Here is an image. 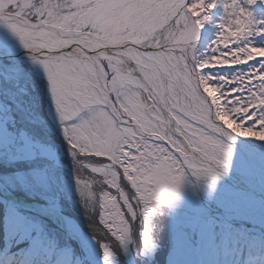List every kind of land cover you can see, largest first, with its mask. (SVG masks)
I'll return each mask as SVG.
<instances>
[{
	"label": "rangeland",
	"instance_id": "1",
	"mask_svg": "<svg viewBox=\"0 0 264 264\" xmlns=\"http://www.w3.org/2000/svg\"><path fill=\"white\" fill-rule=\"evenodd\" d=\"M76 2L77 0H37L36 2L34 0H29L28 3H20V0H0V11L6 10L8 6H14V10L23 9L25 12L24 15L29 16L33 14L37 16L38 21L41 19H48L49 13H51V17L54 20H59L61 23H63L65 17H69V21L64 24L62 28L73 29L75 32L90 31L102 37L104 33L103 30L97 29L95 25L83 22L81 18L77 17L78 9L75 7ZM201 17L205 26L211 25L207 24L208 15L203 14ZM171 26L176 27L174 23ZM101 37L97 39L88 37L84 38V40H88L90 43H96V41L101 40ZM200 37L201 35L199 38ZM199 38L192 36L188 40L174 43L177 55L186 58V65L190 68L191 73H195L203 62L202 57L195 60L191 46L194 42H199L201 39ZM217 40L218 39H216L214 44H217ZM168 41L172 43L171 39ZM222 48L223 47L220 48L218 46L217 49L211 48L208 63L211 62L215 65L225 58L223 57ZM2 62L3 61L0 60V106H3V108L7 110H4L6 117H0V177L4 184L16 192L32 196V198H37L43 203L56 206L64 213L67 212L74 216H79L85 223L86 221L79 214L80 210L92 214L94 210L103 211L102 205L106 203L105 207L111 211L114 202L109 198H107V201L104 199L102 200L103 202L100 201V206L94 209L97 206L95 199L98 191L96 189L106 180L102 177L115 178L114 171L115 173H121L122 169L130 168L131 171L134 172L136 167L147 166L155 161L153 157L146 156L139 157L135 161V159L140 154H144L145 151H143L141 147L135 148L137 145H134L129 140L131 137H139L142 134L130 131L126 132L123 125L112 115L105 102H89L85 106L76 103L74 100H58L57 94L53 91L52 82L49 79L48 73L45 71L43 61H39V59L27 60V64L33 69L36 75L46 79L45 93L47 95V100L44 105V110L47 120H44L39 114L33 113L22 104L17 106L12 103L11 106H5V104L14 97L12 88H17V86H19V88L24 89L29 78L23 75L18 67V63L5 66L1 64ZM101 62L104 69H106V72L103 71L105 79L110 84L112 77L115 75L113 72V68L115 67L110 68L106 60ZM177 64L180 68H183L180 61H178ZM74 66L79 68L75 63ZM121 74L129 75L127 73ZM131 78L132 82L121 85L116 90H109L111 100L115 103L119 111H121L125 121L132 124V126L139 125L145 134L151 138L158 139L160 136L169 142L168 138L171 134H169L168 130H161L160 127L156 125H152L151 128L147 127L146 121L155 120V116L158 115V110L154 108L153 105H151L152 110H150L148 105L142 104L145 100L148 102L150 97L141 90L138 91L140 95H138V93L135 94L133 85H135L137 81H134L136 78H133V75H131ZM200 83L207 91L209 98H212L213 101L217 103L218 100L217 98L215 99L214 94L215 89L209 84V79L203 76L200 78ZM120 98L124 100L123 103H120ZM132 111L137 112L134 113ZM100 113L104 115L101 116ZM174 115L179 127L185 132L188 139L193 142H199L202 145L203 151L208 156L212 157L211 155L216 152V154L222 155L219 157L225 162L226 152L230 150L231 156L229 158L231 160H234V158L237 159V156L232 153V151H235L234 147L232 148V146L229 147L226 145V148L220 147L223 149H218L219 146H217L218 142L216 140H219V138L214 134L213 135L217 138L216 140H212L210 138L212 133L208 132L209 135L202 127L196 126V124L186 120L181 115ZM8 118L10 121L7 123ZM224 122L230 133L237 134L243 139V142H250L249 149H260L264 152V138L255 134L249 135L250 132H258L249 130L251 128L250 126L241 128L240 124L242 122H236L238 124L237 126H235L233 123L234 121L232 122L231 120ZM17 127L20 131L19 134L15 132ZM13 129L14 131H12ZM60 135L69 139V146L66 150L61 148L59 144L53 146L50 140H48L49 137L50 139H55ZM18 136L20 138H18ZM122 138H124V141H122ZM70 147L71 149L75 147L77 150L79 149L81 152L89 154L83 158H77L76 155L75 160L79 162L76 165V170L69 169L64 165V162L61 161L59 151L63 150L67 152L65 155L68 156V160L72 161L74 159V153ZM159 152L160 154H157L156 151L153 152V154H157L156 157H160L163 155V152ZM99 159L105 160V164L103 162L99 163ZM161 159L163 163L160 166L145 169L147 175L141 177L136 173L132 174L134 178H136V174L141 182L138 183V186H140L139 192L143 194L144 191L145 196L155 202L160 208L161 206L154 201L156 196L161 195L169 202L175 198L182 200L183 195L187 196L184 182L181 181L180 177L183 176V174L178 164L172 162V168L177 171L179 175L172 172L166 158ZM133 163L135 168H132ZM231 163L235 164L234 162ZM158 164L159 162H155V165ZM235 166L239 167V165ZM30 169H32V171H30ZM139 170L141 172L143 169L140 167ZM168 172L172 177L177 178L176 183L178 184V189L175 186L166 185L164 180L160 181L162 176L167 177L169 175ZM262 172L261 170L259 171L260 174L258 178L259 181L264 184ZM132 177H127L128 182H134ZM199 191L205 200H203V202L198 201V203L189 198L183 200L184 203L187 202L186 206L191 209V211H181V218H177L178 215L174 210L176 204H169L173 216L172 221L175 224L186 221L188 226L193 229L202 217L213 216L214 212V216L224 218L225 220L233 219L247 221L251 224L247 229H251L254 232H258V228L264 229V215H258L256 213L250 215L249 213L257 206V203L253 202L252 204H248V201L246 202L243 195L233 190L230 184L221 183L219 181L218 183L209 184V190L199 188ZM177 195L179 196L176 197ZM221 196L225 198L222 199V203L217 200L220 199ZM255 198L256 196L251 195L249 201ZM86 200H88V204ZM229 200H231V202ZM210 203H214L222 210V213L212 211ZM223 203H227L229 206H234L235 208L231 209ZM241 203L242 208H237L235 206V204L241 205ZM256 210L259 211L260 209L257 208ZM111 214L112 216H116L118 220L117 214L114 212H111ZM24 215L23 217H14L16 221L14 224H18V228L21 230V236H29V239L32 240L39 239L44 245L54 244L55 249H53V252L57 260L61 258L62 264H82L78 250L70 242L65 241L64 237L52 224H49L47 220L40 218L36 214L31 213ZM202 225L203 232L200 233V239L205 242H211L213 240L218 241L220 235H218V238L215 237L212 227L209 228L206 221H204ZM181 229V227L173 225L171 230H169L171 235L178 234L177 232H172L174 230H180L181 232L179 236L180 240L177 239V241H173V243L175 245H177V242L180 244L184 239V241L187 242V248L183 252L181 264H194L189 255V253L192 252V246L190 247L188 236L181 231ZM124 232L125 234L123 235L124 238H126L128 235V228H124ZM140 238L145 247L142 258L145 264H151L152 258L160 251L154 242L153 238H155V236L152 235V228L148 219L141 220ZM172 238L175 237L172 236ZM123 241L126 242V244L130 243L128 239H123ZM181 246L184 245L181 244ZM177 247L179 246L177 245ZM177 247H175V250ZM124 249H126L125 246ZM246 251V245H243V253H246ZM236 253L237 252L230 256L232 264H235ZM171 257H173L172 252L166 255V264H171ZM216 259L217 258L214 257L213 264ZM222 263L225 264V262Z\"/></svg>",
	"mask_w": 264,
	"mask_h": 264
},
{
	"label": "bare ground",
	"instance_id": "2",
	"mask_svg": "<svg viewBox=\"0 0 264 264\" xmlns=\"http://www.w3.org/2000/svg\"><path fill=\"white\" fill-rule=\"evenodd\" d=\"M20 21L21 20L16 16H13L11 21L7 22L3 20V16L0 17V47L8 54L20 55L22 57L27 55L42 57L41 55H44L43 53L37 54L35 51L26 48L21 42L20 37L7 26L8 24H16L17 27H21L22 25ZM173 23L176 27L171 26ZM174 28H176V32L173 31ZM57 33L61 39L69 41L71 47L66 48L68 58L77 64L78 67H81V65H87L92 69L93 73L97 70L103 72L101 62L98 59L104 58L110 68H119L121 73L133 75V78H136L134 81H137L136 84L133 85L135 94L138 93V95H140L138 91L141 90L143 93L145 92L149 95V101L146 102L145 100L146 103L142 102V104L148 105L150 110H152L151 105H153L154 108L158 110V115L155 116V119L159 120L165 129H170L174 132L176 141L180 144L184 153L187 154L185 160L190 165L189 170L191 173H197L200 176H207L210 178L206 174V170L212 169L213 171L219 172L222 179L229 180L227 182L232 186L233 190H236L239 193H244L243 198H245L246 202L248 201V204H252L253 202L257 203V206L252 209L254 213L264 215V186L247 181L251 179L243 174L224 170L220 164L206 157V154L198 144L190 142L182 131L177 130L174 122L173 124L175 126L171 124L174 115L170 113V111H177L189 119L202 124L208 129L216 130L220 135H223L225 139L241 145V142L237 141L233 134L224 131L221 128V124L215 118L208 117L210 109L204 101V98V100L198 99L199 104L193 102V98L198 97V93L195 87L191 86V83H194L192 73L188 65H186V58L177 55L173 43V41H185L194 36L191 23L189 24L186 19L177 22L175 18H170L165 22L163 27L158 28L151 37L147 40H143L139 45H133L131 41L127 40L117 41L113 39L112 41H109L105 33H103L101 37V40L105 41L103 44H96L93 42H91L93 43L91 44L90 41L84 43V39L78 40V37L72 33ZM169 39H171L172 43L168 41ZM126 48H132L145 55L153 54L160 56L155 69H150V71H155L154 82H150L145 78V74L141 70L140 65H138L134 59L124 55ZM178 61L181 62L183 68L178 66ZM102 83H104V80H102ZM105 94L108 96V92ZM119 101L120 103H123L124 100L120 98ZM106 104L112 115L121 122L126 131L143 132V129L138 125L128 126L127 123L121 119L119 111L113 107L109 99ZM132 112L136 113L137 111ZM154 122V120H150L149 122L146 121L147 127L151 128L152 125H155ZM173 145V148L179 153V155L185 157L182 155L183 153L178 147L175 146V143H173ZM242 148L244 149L243 146ZM244 150L248 153V156L256 169L263 168L262 174L264 178V154L260 151H249L247 148ZM210 182L212 181L210 180ZM0 189L2 195L6 199L8 198L12 205L28 207L43 216L54 219L61 228L67 230L71 236L77 240L84 254L90 259L95 260L97 252L94 242L88 238L70 218L60 215L58 210L52 207L31 204L25 200L18 199L13 195L8 194L1 184ZM252 193H254L256 198L249 201L251 195H253ZM242 203L241 205L235 204V206L237 208H242ZM257 208L260 210H256Z\"/></svg>",
	"mask_w": 264,
	"mask_h": 264
},
{
	"label": "snow or ice",
	"instance_id": "3",
	"mask_svg": "<svg viewBox=\"0 0 264 264\" xmlns=\"http://www.w3.org/2000/svg\"><path fill=\"white\" fill-rule=\"evenodd\" d=\"M185 3L186 0H77L75 7L78 9L77 17L81 18L83 22L103 30L109 41L113 39L117 41L127 40L131 41L133 45H139L143 40L151 37L158 28L163 27L170 18H175L177 22L186 19ZM215 7V3L206 4L205 0H194L188 5L186 11L194 19H199L203 12ZM48 16V19H41L38 23L22 20L20 21L21 27H17L16 24H8L7 26L20 37L26 48L35 51L37 54H44L42 57L44 68L52 82V88L57 94L58 100H74L76 103L85 106L89 102L106 103L110 97L105 93L132 82L131 75H122L119 68H113L115 75L110 84L106 81L104 72L97 70L93 73L87 65L75 68L74 62L68 58L66 52V48L71 47L69 41L61 39L56 32L58 27H63L69 21V17H65L61 23L59 20H54L51 13ZM200 25L203 26V20H200ZM77 39L84 38L80 36ZM104 42L103 40L96 41L100 44ZM84 43H88V40H84ZM124 55L134 59L140 65L145 78L154 82L155 71H150V69H155L156 63L160 59L159 55H145L132 48H126ZM102 80L104 83H101ZM100 115L103 116L104 114L100 113ZM249 116L250 119L245 121L246 125L256 121V117L251 115V112H249ZM252 134L264 138V132L249 133V135ZM230 156L231 151L228 150L226 157ZM222 167L226 170L228 163H223ZM206 174L214 184L220 173L208 169ZM176 179L169 173L164 183L178 187ZM104 253L105 256L110 255L106 246Z\"/></svg>",
	"mask_w": 264,
	"mask_h": 264
},
{
	"label": "trees",
	"instance_id": "4",
	"mask_svg": "<svg viewBox=\"0 0 264 264\" xmlns=\"http://www.w3.org/2000/svg\"><path fill=\"white\" fill-rule=\"evenodd\" d=\"M202 35L203 37L201 41L197 43L196 46H199V48L201 47L206 48L208 46V42H207L208 37L206 38L205 31H203ZM213 35L214 33L211 32V36ZM218 39L221 40L223 45L226 44L224 42L223 37L220 36ZM246 45L248 47L257 48L258 41L255 40L254 37H252L247 40ZM225 48H227V45L225 46ZM248 59L252 61L254 60V57L249 55ZM242 60L243 62H246V59H242ZM259 75H264V74H259ZM35 83L38 84V82H35ZM262 83L260 84L261 90L255 87L252 90L251 95H250V96H253V100H252L253 104H252L251 109L254 112V116L256 118L260 115L261 111L264 109V86ZM35 94L39 95V93H35ZM214 105L217 107L215 103ZM231 108L235 109L236 107L231 106ZM225 109H226V106L223 105L222 108L219 109V111H221V113L223 114ZM141 141L148 142V143H151L152 145H155L154 143L149 142V141H144V140H141ZM155 146H157L158 148L160 147L161 149H164V151L165 150L167 151V149L163 145L158 144ZM74 153H76L77 158L84 157V155H80L78 152L74 151ZM166 153H169V152L167 151ZM76 155L72 161L66 160V162L68 161L69 163L72 164V167L75 170H76V165L79 163L78 161L75 160ZM66 158L68 159L67 155H66ZM104 161L105 160L103 159H99V163H102ZM186 180L189 183V180L188 179ZM96 190L98 191L97 199L99 201H101L104 198H106V200L107 198H109L110 200H113L114 206H116L119 210L122 211V215H124L127 212L126 210L129 207L133 206L130 197L132 196V193L134 195L135 193L132 192L131 189H129L128 185L121 178L118 180L117 183L113 182V180L111 179L106 180ZM189 192L194 194L193 190H190ZM193 197L196 198L195 195H193ZM123 198L124 200L122 201L124 202L122 204L115 205V204L121 203L122 201L120 199H123ZM159 200H160L159 202L162 203V208L156 205L155 202H151L149 200V203H146V205L143 207L141 218H143V220L144 219L149 220L150 226L152 228V235L155 236V238H153L154 242L160 251V252H157V254L152 258L151 264H166L165 257L168 253H171V252L173 253V256H174L171 258V264H172L173 261L177 260V256L180 254V252L179 250L173 249L171 241H177V239L180 240V237L171 238L170 236L171 232L169 230H171V228L173 227L172 212L171 210L164 207L165 203L162 199H159ZM86 203L88 204L87 201ZM94 209H97V208L95 207ZM7 210H8L7 206L0 201V243L7 244L9 248H12L13 250L14 249L22 250L23 245L27 247L29 243L25 239H23L20 234L19 235H6L4 218L6 216ZM115 212H117V209H115ZM79 214L83 217L86 223L89 224V226L92 228V230L87 228L82 218H80L79 216H75L77 220L79 221V223L83 225L84 227L86 226L85 227L86 230L97 238V241L99 242V248L101 251L103 262L105 264H137L138 260H143L142 257H143V251L145 247H144V243L141 241V238L138 236V232H137V229L138 230L140 229V226L137 223L138 218L140 216H137L134 213V216L132 217L134 218V223L130 224V226L133 227L132 235L130 238L131 242L128 245H125V244H121L122 242L120 240H116L114 238L117 234V230H116L117 225L124 226V224H122L121 222L120 214H119L120 216L118 215L119 221L116 219V217L111 215L110 209L106 207H105V210H103L102 212L98 210H94L92 214H89V213H86L80 210ZM14 222L16 221L13 220V223H12L13 225H14ZM108 241H112L113 244H109ZM177 245H179L178 242H177ZM105 246L108 248V251L110 252V255L108 256H105V253H104ZM124 246L126 247V249H124ZM12 257H14L15 258L14 260L16 261L19 259L20 254L18 252L14 253V256ZM140 264H145V261L143 260L142 263Z\"/></svg>",
	"mask_w": 264,
	"mask_h": 264
},
{
	"label": "water",
	"instance_id": "5",
	"mask_svg": "<svg viewBox=\"0 0 264 264\" xmlns=\"http://www.w3.org/2000/svg\"><path fill=\"white\" fill-rule=\"evenodd\" d=\"M1 16H3V20L5 22H7V21H11V19L13 18V16H16V15H8V14L0 13V17ZM16 17L19 18L18 16H16ZM32 56H35V55H27V56L22 57L20 55L8 54L7 52L3 51L2 48L0 47V58H4V59H26V58H30ZM199 91H201V90H199Z\"/></svg>",
	"mask_w": 264,
	"mask_h": 264
}]
</instances>
